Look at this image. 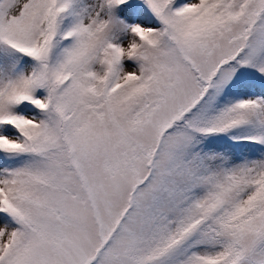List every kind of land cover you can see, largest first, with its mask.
I'll use <instances>...</instances> for the list:
<instances>
[{
    "label": "snow or ice",
    "instance_id": "6c2138e0",
    "mask_svg": "<svg viewBox=\"0 0 264 264\" xmlns=\"http://www.w3.org/2000/svg\"><path fill=\"white\" fill-rule=\"evenodd\" d=\"M0 264H264V0H0Z\"/></svg>",
    "mask_w": 264,
    "mask_h": 264
}]
</instances>
